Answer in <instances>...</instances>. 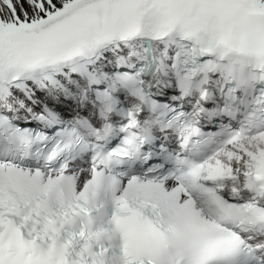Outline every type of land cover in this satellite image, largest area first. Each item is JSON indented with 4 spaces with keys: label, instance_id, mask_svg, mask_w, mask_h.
I'll return each instance as SVG.
<instances>
[{
    "label": "snow or ice",
    "instance_id": "1",
    "mask_svg": "<svg viewBox=\"0 0 264 264\" xmlns=\"http://www.w3.org/2000/svg\"><path fill=\"white\" fill-rule=\"evenodd\" d=\"M0 264H264V0H0Z\"/></svg>",
    "mask_w": 264,
    "mask_h": 264
}]
</instances>
